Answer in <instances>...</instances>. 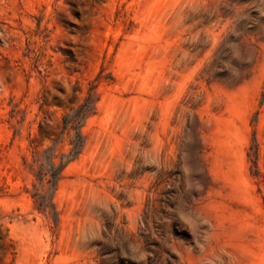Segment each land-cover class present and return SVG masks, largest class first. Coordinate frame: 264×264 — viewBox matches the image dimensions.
Returning a JSON list of instances; mask_svg holds the SVG:
<instances>
[{
	"label": "rangeland",
	"instance_id": "obj_1",
	"mask_svg": "<svg viewBox=\"0 0 264 264\" xmlns=\"http://www.w3.org/2000/svg\"><path fill=\"white\" fill-rule=\"evenodd\" d=\"M0 264H264V0H0Z\"/></svg>",
	"mask_w": 264,
	"mask_h": 264
},
{
	"label": "trees",
	"instance_id": "obj_2",
	"mask_svg": "<svg viewBox=\"0 0 264 264\" xmlns=\"http://www.w3.org/2000/svg\"><path fill=\"white\" fill-rule=\"evenodd\" d=\"M88 104L85 102L81 103L76 109H72L71 113L66 114L62 117V132H69L70 129L74 130L73 139L70 140V144L72 145L69 154H63L61 156L62 162L60 163L59 170L57 172H51L50 176L53 179L52 183L55 184L59 178V173L61 170L71 161L73 160L80 152L84 138L80 132V127L84 119L88 116ZM49 149L45 150L48 151ZM47 165L54 167V163L52 162V157L47 159ZM44 167L43 163L39 164V173L43 175L42 171Z\"/></svg>",
	"mask_w": 264,
	"mask_h": 264
}]
</instances>
